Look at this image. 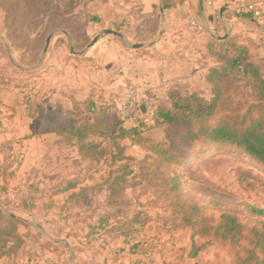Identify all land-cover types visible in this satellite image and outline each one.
<instances>
[{"label":"rangeland","instance_id":"rangeland-1","mask_svg":"<svg viewBox=\"0 0 264 264\" xmlns=\"http://www.w3.org/2000/svg\"><path fill=\"white\" fill-rule=\"evenodd\" d=\"M50 1L0 0V141H10L14 145L13 153L7 158L0 157V161H6L5 164L8 165L12 162L7 173L15 172L14 178L9 174L0 175L1 199L9 198L8 196L18 198L21 194L27 197L31 184L34 192L32 194L37 195L36 193H40L44 188L41 185L43 183L48 184L62 177L79 176L83 179V184L93 186L86 191L89 196L85 198L83 193L77 195L75 201L71 200L69 205L66 204L63 208H67L66 213L74 218L73 232L80 241L86 239L98 244V247L112 242L117 255L134 251L141 256L145 264H244L242 260L254 247L253 237L248 232L264 223V214H257L252 210L253 207L264 210V165L236 145L197 141L189 153L185 154L183 162L169 167L170 173L181 176L180 190L183 202L180 204L176 203L175 191L168 188L165 191L164 187L155 185L161 175L146 173L145 170L146 178L135 179L138 184L125 190L126 203L121 207L123 217L117 221L111 219L108 225H99L98 214L105 211L104 200L108 188L95 184L107 177L111 167L101 163L85 170L83 168L81 172L86 161L77 151L73 152L62 143L57 144L55 138L50 135L44 138L36 136L39 132L38 123L36 118L31 119L30 115H37L39 110L41 111L38 102L42 73H48L47 66L51 62L56 64L59 60V65H54L52 73L55 75L63 68L65 81L68 71L66 58L71 59L77 54L84 55L85 64L79 65L78 61L75 62V75L76 80L86 81L91 87L87 100L94 99L97 104H102L117 114V104L122 95L120 79L126 72L133 71L139 104L146 102L148 108L146 113L138 109L125 120V125L128 128L137 126L143 135L153 131V112L157 104L169 93L168 90L161 91L157 84L150 85L140 68L130 62L110 69L113 63L109 52L121 50L123 55L132 56L128 51L130 44L139 41L131 34L123 38L112 34L103 35L92 48H88V44L97 34L102 33L104 28L89 23L73 24L65 19H54ZM262 1L237 0L232 11H242L238 3H253L263 11ZM233 12L229 13V21L225 26L218 24L216 30L224 34L225 28L231 27L243 36H251L252 58L261 62L264 67V28L248 21L247 18L238 19ZM260 21L264 24V21ZM51 34L53 37L45 52L47 39ZM50 46L51 54L48 53ZM106 50L109 52L105 54ZM48 78L53 80L52 77ZM112 79L116 88L107 87L109 83L113 84V81L109 82ZM106 90H113L110 99L97 101L98 96H105L103 94ZM197 92L211 97L209 86L202 80ZM222 92L216 113L210 119L212 122L223 116L240 117L246 114L249 119L264 120V96L248 79L240 76L227 78L223 83ZM157 99L159 101H156ZM60 105L64 107L63 103ZM87 106L88 104L81 107L83 112L92 115L100 113L97 106H92L90 111ZM57 114L58 112L52 115L49 111V122H55ZM160 127L164 130L162 141L169 139L168 133L173 135L175 132L170 138V150H179L181 129H173L170 123ZM133 139L137 140L136 137ZM124 144L130 157L143 158L150 154L152 158L148 164H152L149 170L152 172V167L158 162L156 155L132 139L124 140ZM168 171L164 166L159 170L162 174ZM89 176L90 179L87 178ZM59 201V206H63L62 199ZM194 204L203 207L208 219L205 224L200 222L195 227L185 225L187 221L184 217L194 211ZM10 206L12 205H9V208H12ZM109 210L112 212V209ZM224 212L237 214L245 226L247 233L238 244L223 242L211 235L197 232L201 226L215 224ZM134 216L135 222L127 224ZM113 226L120 228L118 233L110 231ZM146 242L156 244L151 246L146 245Z\"/></svg>","mask_w":264,"mask_h":264},{"label":"trees","instance_id":"trees-1","mask_svg":"<svg viewBox=\"0 0 264 264\" xmlns=\"http://www.w3.org/2000/svg\"><path fill=\"white\" fill-rule=\"evenodd\" d=\"M169 5L171 3L164 0V7L166 8ZM240 14L244 18L254 17L251 12H240ZM252 41L251 36L246 37L238 32L227 35L223 40L214 37L208 38L203 54H205V58H211L213 62L206 74V82L211 90V97H206L197 91L181 93L173 90L157 104L151 118L154 122L153 127L170 123L173 129L177 131L181 129L179 150H176V152L170 150L172 149L170 138L175 132L173 135L168 133L167 137L169 139L166 141L155 140L143 135L137 126L128 128L124 119L114 114L115 112L113 113V111L103 107V105L98 106L92 100L86 102L75 101L70 109L59 104L56 111V113L58 112V118L48 125V129L59 137V143L70 146L86 161V165L82 167L81 172L83 168L85 170L87 167H95L101 163L111 167L107 177L102 182L95 184L108 188L104 200L105 211L98 214L99 225H108L111 219L117 221L123 217L124 212L121 207L126 203L125 190L128 187L134 188L138 184L135 179H145V170L146 173L161 175L159 182H156L155 185L164 187L165 191L167 188L170 191H175L176 203H182L181 176L177 173H170L169 167L183 162L185 154L189 153L190 148L194 146V142L210 141L236 145L264 165L263 119H249V115L246 114L240 117L223 116L215 122L210 120L216 113L219 100L223 94V83L227 78L240 76L248 79L250 84H253L255 88L258 87L261 95L264 96V67L260 64L261 62L252 58ZM86 104H88L87 109L89 111L92 106H97L100 113L92 115L89 112H83L81 107ZM141 105L145 109L140 107V110L146 113L147 103L143 102ZM133 137H136L137 140H134ZM126 139H132L137 144L145 146L150 153L156 155L158 162L157 165L152 167V172H149L152 164H148L152 156L148 154L143 158L130 157L127 154V146L124 144ZM5 163L6 161L2 163L0 175L7 176L9 174L12 176L13 172L7 173V169L11 167L12 162H9V165ZM162 166L169 171L164 174L159 172ZM81 172H79V175ZM87 178L90 179L91 176ZM82 180L79 176L62 179L48 189H42L40 193L37 192V195L32 194L34 192L31 184L29 186V196L23 195L18 201H13L10 198L1 199L0 197V259L17 256L25 244V237L19 230L21 226L25 225V222L21 217L14 214L9 205L16 208L21 207L26 211L33 210L38 205L48 208L53 204L52 198L54 195L70 191L69 196L65 198V206L71 200L75 201L77 195L83 193L85 198L89 196L86 191L93 186L83 184ZM46 192L49 195L48 201L43 199ZM194 205H196L193 206L194 211L184 216L187 221L185 225L193 227L200 222L205 224L208 221L203 212V207L198 204ZM109 209H112V212ZM252 210L257 214H264L263 209L253 207ZM135 219L136 216L128 220L127 224L135 222ZM118 230L120 228L117 226L110 229V231L116 233H118ZM197 232L198 234L211 235L215 239L231 244L240 243L247 233L239 216L232 212L222 213L215 224L201 226ZM248 233L253 237L254 247L249 250V255L242 262L244 264L247 262L264 264V223L260 227H253ZM128 264L138 263L133 261Z\"/></svg>","mask_w":264,"mask_h":264},{"label":"crops","instance_id":"crops-1","mask_svg":"<svg viewBox=\"0 0 264 264\" xmlns=\"http://www.w3.org/2000/svg\"><path fill=\"white\" fill-rule=\"evenodd\" d=\"M160 2L161 0H51L50 7L54 19H65V21L73 24L89 23L102 26L104 30L113 29L123 34L122 36L112 34L120 38L129 37L131 34L135 40L139 41L137 43L151 42L158 38L153 45L141 48H132L131 44L133 43H131V48L128 50L132 55L130 57L123 55L121 50L114 53L106 50L105 54L109 52V57L113 63L110 69L116 65L130 62L140 68L145 80L150 81V85L157 84L161 91L168 90V93L173 90L181 93L198 91L201 80L207 84L206 74L213 65L212 59L205 58V54H203L206 40L210 37L223 40L227 35L236 32L233 28L230 27L229 29L228 27L225 28L224 34H220L215 27L218 24L222 27L225 26L229 21V13L233 12L234 2L237 0H216L214 5H209V0H166L167 3H171L166 8L164 7V0H162L165 16L161 13ZM261 3L264 7V0ZM221 7L226 8L223 17L219 13ZM241 12L247 11L242 9ZM233 14L238 19H245L240 12H233ZM247 19L264 28V24L260 21H264V10L261 18L251 17ZM252 19L256 21H252ZM162 28L163 33L158 37ZM231 30L233 32H230ZM103 35L107 34L102 33ZM50 36L52 39L53 34ZM262 36L264 38V32ZM92 47L88 46V48ZM48 53H52L51 46ZM76 61L82 65L86 63V58L84 55L78 54L71 59L66 58L65 63L68 71L65 81L62 74L63 68L55 75L52 73L54 65H59V60L56 64L51 62L47 66L49 72L41 75L39 85L41 94L40 102H38L41 111L39 110L37 115L34 113L30 115L31 119L36 118L37 120L39 132L36 136L38 138L50 135L59 144V137L48 129V125L53 121L49 122L47 113L50 111V114L54 115L60 103H63L65 108L70 109L75 101L86 102L90 96L88 90L91 87L88 82L76 80ZM48 77H52L53 80H49ZM112 81L113 84L109 83L107 87L116 88L114 79L109 82ZM121 83L122 78L120 79ZM122 89L121 86L123 92ZM111 91L113 90H106V93L103 94L105 96H98L97 101H102L103 98L109 100V97L112 96ZM92 101L95 102L96 100L93 99ZM95 103L97 104V102ZM144 134L146 137L161 140L164 136V130L162 131L161 127H153L151 133ZM43 145L47 144L43 143ZM66 147L70 148L68 145ZM14 177L15 172L11 178ZM70 178L72 176L62 177L48 184L43 183L41 184L44 187L42 189H48L62 179ZM69 192L54 195L53 204L48 208L38 205L33 210L26 211L21 207L10 206L13 208L11 210L14 214L21 217L25 222V225L19 228L20 233L25 237V244L17 256L3 257L0 259V264H128L133 261H137L138 264H145L141 256L134 251H125L123 254L117 255L112 242H107L103 247H98V244L89 242L85 238V240L80 241L73 232L74 218L66 213L67 208H63L65 207L63 203L65 198L69 196ZM22 196L23 194L18 198L8 197L13 201H18ZM43 199L44 201L49 200L48 192L45 193ZM59 199H62L63 206H59L61 203Z\"/></svg>","mask_w":264,"mask_h":264},{"label":"built area","instance_id":"built-area-1","mask_svg":"<svg viewBox=\"0 0 264 264\" xmlns=\"http://www.w3.org/2000/svg\"><path fill=\"white\" fill-rule=\"evenodd\" d=\"M209 5H214L216 0H209ZM239 7L247 12L253 13L255 18H261L263 11L257 8L253 3H240ZM195 24V22H193ZM135 74L133 71L126 72L122 77V95L117 104V115L126 120L127 118L134 115L140 107L143 105L139 104V93L137 85L134 83ZM14 151V145L10 141H0V157L7 158ZM3 163V162H2ZM2 163L0 161V170ZM156 242H146V245H155Z\"/></svg>","mask_w":264,"mask_h":264},{"label":"water","instance_id":"water-1","mask_svg":"<svg viewBox=\"0 0 264 264\" xmlns=\"http://www.w3.org/2000/svg\"><path fill=\"white\" fill-rule=\"evenodd\" d=\"M202 1H204V0H202ZM225 9H226L225 7H221V8H220L219 13H220V16H221V17H223V13H224ZM160 10H161L162 15L165 16V12H164V7H163V2H162V0H161V2H160ZM235 14H236L237 16H240L238 13H235ZM252 21H256V20H255V19H252ZM102 33H106V34L111 33V34H115V35H118V36H122V35H123L122 33H119V32H117V31H115V30H113V29H105ZM102 33H99L98 35H96V36L94 37V39L89 43L88 46H89V47H92V46L97 42V40L102 36ZM162 33H163V28L161 29V31H160L158 37H160V36L162 35ZM50 40H51V36H49L48 39H47V45H46V47H45V52H46L47 49H48V45H49V43H50ZM157 40H158V38H156L155 40H153V41H151V42L133 43V44H131V47H132V48H141V47H145V46H151V45H153ZM142 107L145 109L144 106H142Z\"/></svg>","mask_w":264,"mask_h":264}]
</instances>
